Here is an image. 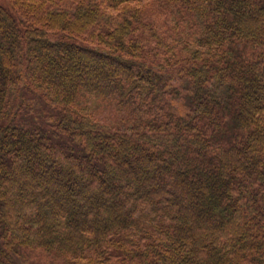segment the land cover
Here are the masks:
<instances>
[{
  "label": "trees",
  "instance_id": "16d2710c",
  "mask_svg": "<svg viewBox=\"0 0 264 264\" xmlns=\"http://www.w3.org/2000/svg\"><path fill=\"white\" fill-rule=\"evenodd\" d=\"M9 1L0 264H264V0Z\"/></svg>",
  "mask_w": 264,
  "mask_h": 264
},
{
  "label": "rangeland",
  "instance_id": "374dc122",
  "mask_svg": "<svg viewBox=\"0 0 264 264\" xmlns=\"http://www.w3.org/2000/svg\"><path fill=\"white\" fill-rule=\"evenodd\" d=\"M9 0H0V6L9 7ZM23 86L21 83L20 88ZM17 99V100H16ZM16 100V105L19 106L22 103H26L28 108L26 109V116L28 117V121L36 123L39 122L41 126L45 127L44 130L50 132L48 123L51 121L49 117H47V113H50L48 109L45 108V104L34 96H30L27 94L20 93L19 98L14 96V102ZM25 101V102H24ZM180 102V100H179ZM99 101L91 100L89 102V110L86 111L90 117H93V120L96 119L100 123H105L106 125H114L117 123H121L119 117H117L112 111V108H103L100 109L96 104ZM51 114V113H50ZM118 118V119H117ZM91 120V119H90ZM96 121V122H98ZM117 122V123H115ZM49 261V258L42 253L41 251H33V252H25L20 256L15 257V264H46Z\"/></svg>",
  "mask_w": 264,
  "mask_h": 264
}]
</instances>
